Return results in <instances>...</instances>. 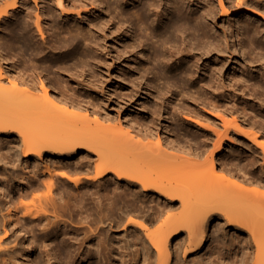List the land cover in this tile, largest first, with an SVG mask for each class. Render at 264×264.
I'll return each instance as SVG.
<instances>
[{
	"label": "bare ground",
	"instance_id": "bare-ground-1",
	"mask_svg": "<svg viewBox=\"0 0 264 264\" xmlns=\"http://www.w3.org/2000/svg\"><path fill=\"white\" fill-rule=\"evenodd\" d=\"M48 1L49 7L46 0H0V21L10 18L5 28L22 33L34 17L44 35L42 14L65 16L67 39H85L97 51L116 37L117 51L135 62L125 102L132 106L138 94L147 98H139L137 115L123 120L103 114L95 107L102 101L92 95L87 105L69 99L66 94L76 92L69 79L58 96L41 78L39 91L20 70L4 82L0 64V134L19 137L22 157L42 158L46 151L69 157L79 149L95 155L93 165L47 163L20 176L30 181L23 195L41 190L21 203L22 213L48 231L64 223L60 211L68 209L82 225L70 229L77 230L75 254H93L97 264L130 258L131 264H264V182L219 169L215 154L235 143V135L260 149L264 162V0ZM228 13L237 18L226 21ZM232 53L235 64L227 67ZM83 85L99 90L81 80L78 87ZM183 117L199 127L188 129ZM0 156L14 164L8 150ZM240 159L254 166L259 157L231 149L225 161L241 167ZM66 179L74 183L70 191L61 187ZM108 179L114 183L105 188ZM64 191L72 200L61 199ZM215 218L241 227L249 244L222 235L208 254ZM120 225L121 237L112 230ZM2 241L0 236V253Z\"/></svg>",
	"mask_w": 264,
	"mask_h": 264
},
{
	"label": "rangeland",
	"instance_id": "rangeland-1",
	"mask_svg": "<svg viewBox=\"0 0 264 264\" xmlns=\"http://www.w3.org/2000/svg\"><path fill=\"white\" fill-rule=\"evenodd\" d=\"M215 1L220 3V0ZM166 2L165 0L164 5H166ZM31 3H33V1H31ZM41 3L42 1H39V4ZM45 3L46 6L49 7L50 2L46 0ZM1 5L2 3L0 6ZM228 7L232 8L230 5H228ZM245 13L243 12L239 17H244ZM249 14L254 15V13L250 11ZM222 16H224L223 19H226V21L237 18L236 15L230 17L229 13ZM19 18H21V15H19ZM42 18L41 25L45 32L44 35L38 32L34 23V17L33 20L29 21L30 28L24 30L22 33L14 32L12 34L5 28L10 18L5 17L0 21V64H2L5 70L3 75L4 82H8V76V78H12L17 75L20 70L27 79L33 78V80L37 82L39 91H41L39 87L41 78L50 85L53 94L60 96L62 94L61 87L63 88V83H66L65 79H69L70 85L74 87V90L76 89L75 94H66L68 98L70 97L69 99H77L78 101L80 100L81 104L87 105L89 103V95H92L99 101H102V104L96 102L95 107L102 110L103 114L106 113L111 116H119L123 120L128 119L130 114L133 116L137 115L139 111V98L144 100L147 98V95L138 94V98L135 99V103L132 106H129L130 103H128V101L125 102L126 99L123 98V93L133 86L132 84L134 82L129 80V75L131 67L135 62L131 60L132 58L130 59V57L117 51V46L120 43L117 38L115 37V39L112 40L106 38V47L102 48L101 51H97L91 48V43L85 39L80 37L74 40L67 39L65 26L68 21L65 16L51 17L47 14H42ZM78 22L80 21L78 20ZM222 22L223 20H219L218 24ZM21 34L22 36H20ZM124 39H127V36H125ZM232 54L228 57L227 67L235 64L234 59L236 57L234 54L232 57ZM5 56L7 57L5 58ZM16 64L18 67L14 68ZM135 72L137 74L140 73L139 70H135ZM28 73L29 75H27ZM81 80H84L86 83L96 84L97 86L95 85L92 87H96L99 90L92 91L91 89H87L86 85L79 88L78 86L81 85ZM100 88H102V91ZM177 100L178 99H175L176 102ZM206 114L210 115L209 112ZM182 120L186 123L184 125L188 127V129L196 130L195 127H199L195 120L185 117H183ZM164 123L168 122L163 121V124ZM234 138L236 140L235 143L227 142V145H225L220 152L215 150L216 159L218 161L216 163L217 167L220 169L222 166H225L229 170L234 171L236 175H238L236 177H241V180L242 178H256L264 182V162L260 149L259 153H257L250 146L241 142L242 138L240 139L235 135ZM210 147L213 148L212 146ZM231 149H235V151L239 152L242 156L247 152L257 154L259 160L255 162L254 166H250L245 165V159H240L238 162L241 167H234L230 162L225 161ZM7 150L8 155L15 160H13L14 164L7 163V160L5 158L1 159L0 156V236L3 239V248L5 246L4 250L0 253V264L100 263L98 258L93 254L85 258H83V252L81 255L75 254L73 242L71 240H73L74 234H76L75 232H77L78 228L81 229L80 226L82 225H80L81 223L78 221L76 222L77 217L75 215L70 216L68 209H62V211H60V218L64 219L63 224H54L48 231H45L42 229V222H37L34 219L31 220L29 216L22 213L21 207V203L30 201L34 194H39L38 192L41 191L33 190L23 195L30 181L20 179V176L28 174L27 172L29 169L40 172L44 170V165L47 163L50 164L51 167L58 163H68L74 166L77 160L82 164L93 165L95 155L93 153L88 154L84 149H79L75 154L69 157H60L48 151L43 153L42 158H38L35 153H31L28 157H22L21 141L19 137L14 133H1L0 153ZM240 163L242 164L240 165ZM242 166L246 168V170L243 169ZM4 170L8 174H4ZM73 170L74 168H71V172ZM67 181L68 185L61 184V187L70 191V187L74 188L75 186L73 181ZM246 182L247 181H245V184ZM112 183H114V181L108 179L105 188H110ZM83 188H86V186L84 185ZM69 196H71V194L64 191L62 192L61 199L68 200ZM90 226L93 227L92 224ZM72 228L77 229L74 231V234L73 231L70 230ZM112 230H116L119 237L125 234L121 225ZM209 232H211V236L205 249V251L208 249V254L211 247L215 245V241L221 239L220 237H222V235H224V239L227 241L237 242L238 240L239 244H249V237L246 231L241 227L232 229V227L221 218L213 219ZM46 237L48 238L45 239ZM46 247L49 250L48 255L45 250ZM80 249L84 250L86 246L84 249L83 247H79L78 250ZM230 254L231 251H227V256ZM131 256L135 255L130 254V256L128 255L127 257ZM136 258L138 260V254ZM132 262L133 259L130 258V260L125 261V264H131Z\"/></svg>",
	"mask_w": 264,
	"mask_h": 264
}]
</instances>
